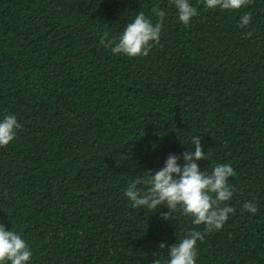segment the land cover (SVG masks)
Wrapping results in <instances>:
<instances>
[{
    "label": "trees",
    "instance_id": "16d2710c",
    "mask_svg": "<svg viewBox=\"0 0 264 264\" xmlns=\"http://www.w3.org/2000/svg\"><path fill=\"white\" fill-rule=\"evenodd\" d=\"M189 2L198 14L184 25L172 0H0V121L22 126L0 146V223L30 245L28 264H166L162 242L205 226L181 208L170 220L166 206L133 208L124 193L170 153L183 165L197 135L202 171L234 168L224 203L236 211L198 241L196 264H264V0ZM157 6L166 15L148 56L101 43L141 11L156 23Z\"/></svg>",
    "mask_w": 264,
    "mask_h": 264
},
{
    "label": "clouds",
    "instance_id": "9594fccd",
    "mask_svg": "<svg viewBox=\"0 0 264 264\" xmlns=\"http://www.w3.org/2000/svg\"><path fill=\"white\" fill-rule=\"evenodd\" d=\"M178 9L180 22L188 25L193 17L198 14L197 9L189 0H172ZM251 3V0H204L207 8L222 10H237ZM153 14L159 17L156 23L139 12L133 22L129 23L118 42L109 40V33L105 32L101 43L110 47L114 54H124L129 57L148 56L152 42L159 43L165 11L158 6L153 8ZM239 27L244 28L251 22V14L240 18ZM246 32L245 36H250ZM114 45V46H113ZM22 126L14 114L6 115L0 121V146H7L12 142L17 130ZM194 151H185L182 154L185 163L178 161L181 156L170 153L165 166L153 172L147 170V175L138 176L131 182L124 195L131 202L133 208L157 209L166 206L169 211L160 212L163 219H173V214L181 208L185 215L193 217V224L204 225V229L190 230L187 235L171 246L160 244L161 249L167 248L169 259L166 264H196L198 255L197 243L205 239L206 233L221 229L228 221L230 214L235 209L226 205L233 196V188L229 185V178L235 175V170L230 164H218L211 174L199 166L198 161L207 159L199 135L191 140ZM143 186V187H139ZM244 210L253 214L257 212V205L251 201L244 204ZM32 257L30 245L24 238L13 230H6L0 223V264H28ZM153 264H160L157 258Z\"/></svg>",
    "mask_w": 264,
    "mask_h": 264
}]
</instances>
